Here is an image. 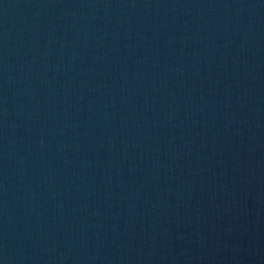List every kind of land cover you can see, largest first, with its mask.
<instances>
[{
	"label": "water",
	"instance_id": "water-1",
	"mask_svg": "<svg viewBox=\"0 0 264 264\" xmlns=\"http://www.w3.org/2000/svg\"><path fill=\"white\" fill-rule=\"evenodd\" d=\"M0 264H264V0H0Z\"/></svg>",
	"mask_w": 264,
	"mask_h": 264
}]
</instances>
